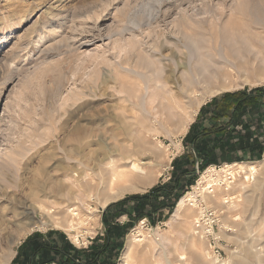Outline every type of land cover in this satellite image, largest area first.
I'll list each match as a JSON object with an SVG mask.
<instances>
[{
  "label": "rangeland",
  "instance_id": "rangeland-1",
  "mask_svg": "<svg viewBox=\"0 0 264 264\" xmlns=\"http://www.w3.org/2000/svg\"><path fill=\"white\" fill-rule=\"evenodd\" d=\"M158 2L159 0H0V261L8 257V261L2 264H11L23 242L29 236L36 234L40 235L36 239L39 244L54 243L61 246L66 241L73 249L87 253L93 242L102 248L105 246L104 223L108 227L117 224L124 228L123 237L117 242L119 245L117 248L120 250L106 256L107 264L120 263L128 237L138 227H142L145 242L143 244L151 243L155 247L153 248L155 252L152 251L146 257L144 264H214V260L215 264H264V167L254 174L253 180L250 179L244 193L229 189V197L235 199L231 201L228 199V204L206 203L197 196L196 207L188 211L179 228L172 230L167 225L178 201L192 191L206 169L209 167L215 169L217 175L213 172L210 174L212 178L220 177L219 186L222 191L225 182H231L230 185H234L233 182L238 184L244 180V176H247L237 170L233 171V168L230 169L226 165L264 164V155L255 160L257 152L235 148L229 153L230 157H237L241 161L224 162L220 159V164L210 165L204 170L195 168V175L190 174L184 178L181 190L185 193L175 202L168 198L164 200L159 198V202L164 201L167 205L174 202L172 209L164 208L151 212L150 208L146 207L141 217L136 219L139 215L133 212L134 202L130 201L128 206L131 215L120 216L115 210L105 214V209L109 205L132 196L144 195L153 187L170 182L171 178L177 174L173 169V161L183 158L189 151L193 152L191 143L194 137L188 135L186 138V136L197 122L201 108L208 107L224 94L250 93L255 89L264 91V83L256 86L243 85L211 97L197 110L183 135L180 133L179 115L184 112L182 98L183 102L186 101L184 96H189V93L185 95L178 88L182 83L179 78L182 69L179 68L176 71L175 81L171 78L169 79L171 81H167V88H170V95H173V99L170 95L169 98L167 97L168 102H173L171 104L176 111L180 110L176 113L173 109L177 118L176 116L169 118L167 114L154 117L153 113L148 111V107L150 105L153 107L156 101L160 100V96L152 95L151 85L146 80L143 83L139 77L122 71L118 66L121 64L129 70L135 68L134 56L130 58V55L119 49L130 40L128 33L123 34L121 38L116 35V32L139 20L140 16L142 19L149 12L157 9L160 13L169 10L170 17L160 23L158 32L162 36H171L181 42L179 28L175 26L181 16L180 10H186L188 13L197 10H216L223 16L221 21L225 30L231 29L236 35L238 46L243 47L246 40L248 41L246 44H250L248 49L251 52L248 56L250 58L253 56V67L264 61V0H162L160 4ZM211 20L207 17L205 27L193 31L204 34L206 47L211 55L218 59L217 51H225L221 39L226 31L222 29V26L213 27ZM96 21H98L100 33L95 31L93 37L83 35L80 43L89 40L88 45L81 46L73 53L66 52L65 39L70 38V35L77 36L78 33H75V30L94 25ZM51 27L55 28L54 33ZM218 30H223V33ZM79 31L78 29L77 32ZM54 42L57 44H53ZM59 52H61L60 55L57 54ZM243 53L247 58V52L243 51ZM163 54H169V50L163 51ZM124 55L127 57L125 58ZM234 69V67L231 68V71ZM168 75L167 72L165 79H168ZM235 75L236 73L233 72L229 80L237 82ZM146 85L149 87L144 96V110L148 112L147 118L143 116L144 110L143 112L139 110L140 97L138 100L129 92L130 89H135L141 94ZM202 88L203 86L199 84L192 89L199 94ZM257 111L262 113L261 117H255ZM249 112L250 114L253 112V121L250 125L253 133L251 140L264 142V107ZM176 120L179 123L176 124ZM242 128L239 127L237 131L246 134ZM79 137H92L89 139L93 141L92 143L100 137L107 144L109 143L110 147L111 145L120 147L127 142L134 144L139 138L144 140L146 146L149 143L165 146L166 154L163 153V155L166 156H163L161 167H158L159 176L155 183L145 192L128 193L123 198L109 203L105 209L95 203L96 200H92L89 203V209L86 206H79L82 207L83 217L89 218H86L84 226L79 225L77 230L67 232L51 227L46 230H34L20 242L12 244L13 238L16 237V225L23 219L21 211L24 208L29 210L35 208L34 220L41 219L44 214L42 215L38 210L40 205L52 210L57 207L49 191L51 189L58 191L64 186L69 189L70 182L64 183L65 178L61 176L59 161L62 162L63 152L74 147L72 145L77 143L75 138ZM237 137H233L231 144L240 142ZM217 138L212 137L211 141L216 142ZM80 139V142L86 140ZM94 146H92L93 149ZM205 152L208 151H204L203 154ZM222 152L224 150L220 148L213 149L217 157H220ZM149 161H151L150 157H144L145 163ZM231 171L235 179L230 175ZM187 182L191 185L185 187ZM219 192L216 191L218 194ZM223 193L226 192L222 191L220 194ZM54 198L59 200L61 197L54 196ZM77 232L78 242L73 243L71 237ZM49 234H51L50 237L47 236ZM59 234L62 237H59ZM152 239L155 243L157 242L156 245ZM190 241L197 242L203 257L200 259L195 257L194 248L189 245L190 243L188 244ZM143 250L141 248L140 251L138 248L136 252L140 253ZM138 253L135 254L133 264H140L141 260H144V252L139 254L141 256ZM180 255L186 259L180 261ZM48 259L59 260L52 254L48 256ZM14 264H22V259L19 258Z\"/></svg>",
  "mask_w": 264,
  "mask_h": 264
},
{
  "label": "bare ground",
  "instance_id": "bare-ground-1",
  "mask_svg": "<svg viewBox=\"0 0 264 264\" xmlns=\"http://www.w3.org/2000/svg\"><path fill=\"white\" fill-rule=\"evenodd\" d=\"M161 2L162 0H159L158 3L160 4ZM179 12L181 16L179 20L176 21L175 26L179 28L178 34L180 35L181 42L179 41V39L177 41L174 39V37L171 36L168 37H166L167 35L162 36V34L161 33L159 34L158 32L159 30L158 27H160V23H163L164 19L170 17L169 10H164L163 13H160V11L157 9L155 11L149 12V14H147L145 17L143 15L144 18L142 19L140 16L139 20H135V21L133 20L134 22L130 23L129 26L127 27L125 26L122 30L120 29V31H117L118 34L116 32V35H119V37L122 38L123 34L128 33L130 40L128 42H125L124 45L121 46L119 49L121 52L125 51L124 53H127L128 56L130 55V58L131 56H134L135 58L134 69L129 70L127 68H124V66L122 67L121 64H119L118 66L120 67V69L132 75H135L136 77H139L143 81V83L144 80H146V82H148L151 85L152 95L160 96V100L157 99L158 101H156V104L153 105V107H150L151 105L148 107L149 109L148 111L150 113H153L154 117H157L158 115L160 116L163 114L165 115L167 114L166 116H168L169 118L171 117L173 118L174 116H176L177 118L176 113L178 111L180 112V110L176 111V108H174L173 105L171 104L173 102L171 103L168 102V98H169L168 96L171 94V92H170V88H167V81L170 78L175 81L174 78L176 76V71L179 70V68L182 69L179 75V78L182 83L181 85L178 86L176 80L175 85L176 87L178 86L180 92L184 93L185 95L189 93V96H184V100H186L184 102H183V98L181 97L183 103L182 105L184 107L183 108L184 112L182 114L184 116L182 114H181L182 116L179 115L180 123L177 122V120L175 122L176 124L179 123L180 133L184 135L188 125L190 124V122H192L194 116L196 115L197 110L211 97L223 91H229L232 89L240 88L243 85L256 86L263 84L264 59L262 60L263 61L262 64H258L257 66L253 67L254 65L253 56H251L252 58L248 56L249 52H251L248 49L250 48V44H246L248 41L244 40L245 43L244 41L242 42L244 43L243 47L242 46L239 47L238 44L236 43L237 40V38L235 37L236 35L232 33L231 29L229 30L231 32L225 30L221 21L222 20L221 18L223 16L221 13L217 12L216 10L215 11L197 10L196 12L193 11L192 13H188V11L186 10H180ZM207 17L212 19L211 24L213 27L222 26V29L224 28L223 30L226 31L221 39L222 40L221 44L225 47L224 48L225 51H221V52L220 50L217 51L216 55L218 59L214 58L209 52L208 47H206L207 42L204 34L193 31L196 29L200 30V28L205 27L204 25L207 22ZM98 21H96V23L91 26L84 27L82 25L83 26L82 28H78L80 30L79 32H77L78 29L75 30V33H78L77 36L70 35V38L68 37L67 39H65L66 41L65 51L68 53H73L75 51H78V49H80L81 46L88 45L87 43H89V40L80 43L81 37L83 35H89L93 37L95 31L100 33L99 26L97 25ZM54 29L55 28L51 27L52 31ZM222 31L220 32L223 33ZM52 33H54V31ZM216 34L217 36H219L218 32ZM62 36L61 38H63ZM69 41L72 43L70 44ZM55 43L56 42H54L53 44ZM76 43L78 44L77 46ZM54 50L56 51L55 48ZM166 50H169V54L165 55L163 54V51ZM243 51L247 52V58H245V54L243 53ZM57 54L60 55L61 52ZM127 55L126 56L124 55L125 58L127 57ZM233 67L235 69L234 71H231V68ZM167 68L169 70H167ZM167 72L169 74L167 76L168 79H165ZM233 72L236 73L235 79L238 80L237 82H235V80L232 81V79L229 80ZM199 84H201L203 88L202 90H200L201 92L197 94L193 89L195 85L199 86ZM148 90L149 87L146 85L142 89L141 94H139V92H137L135 89H130L129 91L133 97L137 99L140 97L139 110H141V112H143L145 108L144 96ZM170 97L173 99V95H170ZM174 101L176 102V99H174ZM174 106L176 105L174 104ZM173 109H175L176 113L175 111H173ZM179 109L181 108L179 107ZM145 110L143 116L147 118L148 112H146L147 110L146 111ZM143 116L141 117L142 119ZM146 124L147 123H145V125ZM147 126H145L146 129ZM174 127L176 126L174 125ZM80 138L86 140L85 141L83 140L84 142H80L81 141ZM90 138L92 139V137H79L78 139L75 138L77 143L76 144L73 143L74 145L72 146L74 147H72L71 149L68 147L70 150L67 149L65 150V152H63L64 158L62 162L59 161L60 163L59 169L62 172L61 176L65 178L64 183L65 182H70V183L68 186L69 189H66L64 186V187H60L58 191H53V189L49 191L50 197H53L52 199L55 200V203L54 202L53 203L57 205V207L54 208L55 211L54 209L52 210L51 208L48 207L46 208L40 205L38 210H40V213H42V215L44 214V217L42 216L43 218L34 220L33 215L35 213L33 214V211L35 212V208L30 209L31 211L29 210V208H24V210L21 208L23 210L21 211V216L23 217V219L22 221H19V223L16 225V237L13 238L14 241L12 242V244L14 242H20L21 239L25 238L29 233H31L34 230H38V231L46 230V228L48 227L54 229H60L67 232L73 230L75 231L77 230V227L79 225L84 226L85 222L87 221L86 220L87 217L86 218L83 217L82 214L83 212L81 211L82 207L80 208L79 206H83V207L86 206L87 209H89L90 201L96 200L97 202L95 201V203H98L101 208H105L109 203L115 202L123 198L128 193H143L148 188L153 186L157 177L159 176L158 167H161V163L163 162V156L166 154L165 146L162 147L157 143L156 144L149 143V145L146 146V144H144V140L139 139L137 137L139 140L137 139V141H135L134 144H128L127 142L125 145H122L120 147L119 146L114 147L115 145L114 146L111 145L110 147V145H108L109 143L107 144V142L101 139L100 137H97L98 140L95 143H92L93 141L89 140ZM93 145H95L94 149L92 147ZM163 153L165 154L163 155ZM144 157H150L151 161H149V163H145ZM226 167H229L230 169L233 168V171L237 170V172L243 173L244 175L247 174V176L243 175L244 180L243 181L241 180L240 182H238V184L233 182L234 185H230L231 182L228 183L223 181L225 182L224 185L225 187L224 186L222 187L223 188L222 191L226 193H223L221 195L220 193H222V191L220 190V186H219L220 177L218 178V176H216L215 178L214 177L212 178V175L210 173L213 172V174L217 175L213 167H209L208 169H206V171L201 174L197 184L192 188V191L186 193L178 201L175 211L171 216V219L168 220L167 222V225L170 227V229L175 230L182 225V222L185 220L188 211L193 207H196V203L198 202L196 200L197 196H200L201 200L205 201L206 203L228 204L227 200L229 199L231 201L234 198V197L231 198L229 197L228 194V191H230L229 189H234L241 193H244L249 186L250 179L253 180L254 174L256 172H259V170L262 167H264V164L263 163L256 165L231 164V165H226ZM227 171H229V169H227ZM230 175H232V177L235 179L232 171L230 172ZM197 189H199V191H197ZM216 191H220L219 194L216 193ZM54 196H59L61 198L57 200L54 198ZM89 211L90 210H88V212ZM84 215L88 216L89 214L84 213ZM195 221L197 224L198 219L196 218ZM141 228L140 227L135 228L133 232L129 235L127 244L123 250L119 264H133V259L136 258L135 254L137 255L138 252L136 251L138 248L140 249V251L141 248H143L144 249L143 252L145 255L144 260L143 261L141 260L142 263L140 264L145 263L146 257H148L152 251L155 252L153 250V248L155 247L151 245L150 241H149L150 243L149 245L143 244L144 234ZM71 239L73 243H77L78 232L76 235H73ZM156 243L154 245H156ZM196 243L193 241L188 242V244L194 248L193 250V248L191 247L192 250L194 251L195 257L200 259L203 256L201 255L200 253L201 250L199 251L198 245ZM140 253H138V255ZM139 256H137V258H140ZM7 259L8 257L5 259H1L0 263L1 264L5 263L6 261H8ZM185 259L186 258L183 255L179 256L180 261H184ZM215 263L216 262L214 260V264Z\"/></svg>",
  "mask_w": 264,
  "mask_h": 264
},
{
  "label": "trees",
  "instance_id": "trees-1",
  "mask_svg": "<svg viewBox=\"0 0 264 264\" xmlns=\"http://www.w3.org/2000/svg\"><path fill=\"white\" fill-rule=\"evenodd\" d=\"M262 91V89H255L250 93L237 92L232 94H224L221 97H228L234 99L233 101L237 103L235 105V108H244L252 106L254 103V99H256L254 97H256L257 94ZM189 134L190 132L187 134L186 138ZM191 144L193 145V152L189 151L187 155H185L183 158H180L178 160L175 159L173 161V169L177 172V174H175V176L171 178L169 183L164 185H157L144 195L132 196L128 199L119 201L116 204L109 205L105 209V214L109 211L115 210L116 213H118L117 215L120 216L131 215L128 206V203L130 201L134 202L132 207L133 212L139 215L138 217H136V219L141 217L146 207H149L151 212L164 208L172 209L176 199H178L180 196L183 195V193H185L183 190H181L182 186L184 185V178L190 174L195 175V168L199 170H204L210 165L220 164L221 160L224 162L241 161L237 157L222 155L224 153H231V151H233V149L235 148L244 149L245 151L250 150L251 152H257L258 155L254 157L255 160L264 155V142L261 141L251 140L246 143H230L227 146L221 144L219 145L216 143L210 146L206 142L198 146V144H196L195 142V139H193ZM215 148H220L221 150H224V152L221 153L220 157L214 155L213 149ZM204 151L208 152H205V154H203ZM182 160L183 162H180ZM188 182L186 183L185 187L191 185V183L189 184ZM159 198H162L163 200L165 198H168V200H172L174 202H171L170 205H167L164 201L159 202ZM104 226L105 246H103L102 248H99L93 242L88 248L87 253L85 251H78L75 248L73 249V247L69 245V243H67L66 241H64L61 246H57L54 243L39 244L36 239L39 238L40 235L36 234L29 236L23 242V244L19 247L17 255L11 264H14L19 258L22 259V264H107L106 256H108L112 252L117 253L119 252L118 250H120L118 249L119 245L117 244V242L123 237L124 228L123 226H119L117 224L108 227L106 223H104ZM47 236L50 237L51 234ZM59 237H62V235L59 234ZM50 254L56 255L59 260L55 261L54 259H48V256Z\"/></svg>",
  "mask_w": 264,
  "mask_h": 264
},
{
  "label": "crops",
  "instance_id": "crops-1",
  "mask_svg": "<svg viewBox=\"0 0 264 264\" xmlns=\"http://www.w3.org/2000/svg\"><path fill=\"white\" fill-rule=\"evenodd\" d=\"M233 100L228 97H219L208 107L201 108L197 122L190 128L189 134L190 137H194L198 146L208 141L210 146L212 143L227 146L233 141V137L237 136L240 142L246 143L251 141L253 133L250 125L253 121V112L250 114L249 111L264 107V91L257 94L252 106L235 108L237 103ZM246 115L249 116L247 117ZM257 116L261 117L262 113L257 111L255 117ZM239 127H243L242 129L246 131V134H243L242 131H237ZM212 137H218L216 142L211 141ZM222 155L230 156V154L225 153Z\"/></svg>",
  "mask_w": 264,
  "mask_h": 264
},
{
  "label": "water",
  "instance_id": "water-1",
  "mask_svg": "<svg viewBox=\"0 0 264 264\" xmlns=\"http://www.w3.org/2000/svg\"><path fill=\"white\" fill-rule=\"evenodd\" d=\"M105 208H106V207H105ZM105 208H104V209H105Z\"/></svg>",
  "mask_w": 264,
  "mask_h": 264
}]
</instances>
